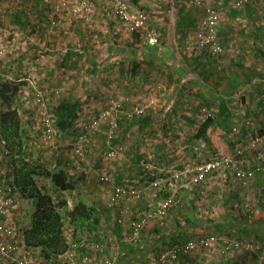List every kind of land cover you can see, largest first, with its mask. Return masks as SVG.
Listing matches in <instances>:
<instances>
[{
    "label": "rangeland",
    "instance_id": "1",
    "mask_svg": "<svg viewBox=\"0 0 264 264\" xmlns=\"http://www.w3.org/2000/svg\"><path fill=\"white\" fill-rule=\"evenodd\" d=\"M18 1L0 0V88L8 85L0 132L1 114L14 110L22 146L9 157L1 150L0 167L15 159L64 177L65 190L34 177L68 245L57 256L65 261L46 264H103L118 252L127 256L114 264H264V0H197L220 17L219 59L195 45L205 6L187 0L193 76L152 24L151 0L123 1L129 14L145 11L152 43L113 16V0H95L89 22L80 18L88 0H47L25 12L13 8ZM229 25L236 31L222 35ZM180 78L186 86L175 90ZM61 101L75 104L64 129L53 112ZM207 164L214 168L203 180L185 173ZM78 204L87 219L71 217ZM34 212L32 199L0 180V221L16 222L15 239L24 242ZM174 245L187 252L172 259ZM0 264L15 263L0 256Z\"/></svg>",
    "mask_w": 264,
    "mask_h": 264
},
{
    "label": "trees",
    "instance_id": "2",
    "mask_svg": "<svg viewBox=\"0 0 264 264\" xmlns=\"http://www.w3.org/2000/svg\"><path fill=\"white\" fill-rule=\"evenodd\" d=\"M135 69H132V73ZM8 89L7 84H3L0 88V98L6 100V97L2 95V89ZM16 88L14 89L15 92ZM70 102L61 101L60 106L56 108L55 114L57 115V124L61 128L69 126L71 121L75 119L74 107ZM1 126L2 131L0 138L4 141L3 145H0L1 150L5 152L6 157L13 156L9 155L12 153L14 148H21L22 139H20L19 132V119L14 110H8L1 114ZM213 123L211 118L205 120L198 130V136H203L205 130ZM16 145V146H15ZM21 154V151L19 152ZM15 158V156L13 157ZM25 162L21 163V166L16 164L15 159L12 161L5 160L3 170H7L5 178L7 179L8 185L12 186V189L16 188L21 196H27L28 199H32L35 203V212L33 214V224L30 230L24 234V243L26 246L31 248L36 254V264H46V262L52 261V258H56L63 254L67 249L65 238L62 234V221L61 217L56 210L50 196L44 195L40 188L35 184L34 177L40 178H51L57 187L65 190L64 177L60 175H51L49 171H41L36 173L34 166H29ZM33 166V165H32ZM90 210L84 205L78 204L74 206L70 211V215L73 219L79 217L81 219H87ZM98 221L95 220V223ZM58 261H65L61 257H57Z\"/></svg>",
    "mask_w": 264,
    "mask_h": 264
},
{
    "label": "built area",
    "instance_id": "3",
    "mask_svg": "<svg viewBox=\"0 0 264 264\" xmlns=\"http://www.w3.org/2000/svg\"><path fill=\"white\" fill-rule=\"evenodd\" d=\"M47 0H19L18 1V7L17 8L20 11H31L33 10L34 6H37V4H40ZM89 4V12H82L80 15V18L84 20L85 22L90 21L89 13L91 12V5H95L97 1L95 0H88ZM113 8H112V14L113 16L121 21L122 25H127L128 31L133 33H139L143 31H147L149 34L153 37H149L148 42L152 43L155 41V30H149L148 26L145 24V17L146 15L144 10L134 11L133 14H129L130 12V4L128 1L123 0H113ZM251 0H234V3L236 6L246 5L249 4ZM87 4V3H86ZM193 4L195 7H203L207 4L201 5V3L197 0L193 1ZM33 5V6H32ZM201 5V6H200ZM132 12V11H131ZM220 17L217 15L216 10L212 6H205L204 11L202 12V18L199 21V24L196 28L195 33V45L197 48L207 54L212 59H219V57L223 54V43L220 38L219 30H218V23L217 20ZM103 116H109V113H102ZM4 141L0 139V145H3ZM1 147V146H0ZM110 157L112 155H109ZM4 167V165H3ZM3 167L1 169L0 167V180L1 182L5 179V173L3 171ZM211 168H214V165H201L198 167H194L193 169H186L185 173L192 177V173L194 175H197V178H194V181L203 180L205 176L207 177V174L211 170ZM194 177V176H193ZM1 189H3V186H1ZM4 214V213H3ZM8 216V215H7ZM5 216V218H7ZM8 224H6L3 221H0V256L1 257H7L13 261L15 264H36L35 259V252L25 245L24 242L15 239V236L17 234V225L16 222L13 220H7ZM137 230V228H135ZM211 241L214 240L211 238ZM209 241H205L204 244H208ZM214 247L217 245V243H213ZM193 247V243L189 242L186 249L189 248V250ZM186 253L187 251L184 250L180 245H174L172 246V249L170 251V257L172 259L176 258L179 253ZM127 256L124 252H118L116 256H114L111 260H104L103 264H114L118 259L125 258ZM163 258V257H162ZM65 260V259H64Z\"/></svg>",
    "mask_w": 264,
    "mask_h": 264
},
{
    "label": "crops",
    "instance_id": "4",
    "mask_svg": "<svg viewBox=\"0 0 264 264\" xmlns=\"http://www.w3.org/2000/svg\"><path fill=\"white\" fill-rule=\"evenodd\" d=\"M151 1H152L151 5L152 4L158 5L157 6L158 9H153L151 11V17L153 19L152 24L157 25V29L163 31L165 42H167L168 45L172 47V57L176 58V61L177 59H179L178 56L181 57L182 60L184 59V61L189 65L188 67L190 68V65L193 66L192 62L194 59L191 56L189 57L188 56L189 54L187 55V52H189L187 51L188 48L187 43L189 42V40L187 39L192 35V33H194L195 25H193L194 24L193 22H196V21H192L194 19L192 17V12L190 11L192 7L189 5L187 0H161V1L151 0ZM162 2H164V4ZM142 3H146V2L142 0ZM149 8H151V6H149ZM235 26L236 25H229L225 27L226 32L222 31L221 32L222 35L228 34L231 31H236ZM258 48H259V52H262L260 48H264V46L260 45ZM232 54L235 53L233 52ZM161 58L164 63H168L166 57L162 56ZM195 60L198 59L195 58ZM227 60H228V56H227ZM204 62L201 64L199 62L200 66H202ZM192 69L196 70L195 68ZM190 73L193 76V72L191 68H190ZM172 76L175 77L176 74L172 72ZM186 76L189 78V74ZM183 81L184 80L180 78L179 79L180 84L174 83L173 88H175L176 90V88L185 87L186 85L185 84L183 85L182 83ZM109 84H111L112 86L113 83H109Z\"/></svg>",
    "mask_w": 264,
    "mask_h": 264
}]
</instances>
